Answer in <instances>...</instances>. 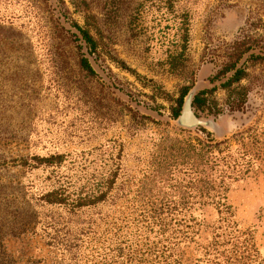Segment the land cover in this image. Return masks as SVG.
Segmentation results:
<instances>
[{"label": "rangeland", "instance_id": "374dc122", "mask_svg": "<svg viewBox=\"0 0 264 264\" xmlns=\"http://www.w3.org/2000/svg\"><path fill=\"white\" fill-rule=\"evenodd\" d=\"M184 86L206 91L197 117L220 133L175 123ZM199 127L264 145V0H0V264H107L121 212L145 206L133 198L163 137H203ZM50 154L65 157L57 166L37 159ZM112 169L110 197L95 205L40 200L61 181L75 192ZM228 201L264 254V173L233 183Z\"/></svg>", "mask_w": 264, "mask_h": 264}, {"label": "trees", "instance_id": "16d2710c", "mask_svg": "<svg viewBox=\"0 0 264 264\" xmlns=\"http://www.w3.org/2000/svg\"><path fill=\"white\" fill-rule=\"evenodd\" d=\"M77 27L90 51H95L96 41L88 29ZM79 63L84 71L94 73L82 55ZM242 73V69L236 70L223 86L238 81ZM188 92V86L181 88L171 108L174 119L180 116ZM205 92L196 93L190 101L196 117L197 111L204 108ZM199 131L203 137H163L166 146L151 164L154 173L144 176L142 189L136 194L140 199L133 198L135 202H145V206L121 212L123 218L119 220L124 224H119V241L114 247L106 246L105 263L264 264V254L256 246L253 232L239 228L228 201L233 183L250 173H264V145L254 137L245 140L242 135H233L232 139L219 140L204 127H199ZM64 157L50 154L37 159L46 166H57ZM115 171L112 169L75 192L69 191V181H61L42 194L40 200L66 205L71 210L95 205L110 197L117 177ZM153 185L158 186L155 193L150 189ZM195 203L199 204L198 209L191 206ZM206 205L213 207L214 214H206L202 209ZM129 226L132 229L125 232Z\"/></svg>", "mask_w": 264, "mask_h": 264}, {"label": "water", "instance_id": "95a60500", "mask_svg": "<svg viewBox=\"0 0 264 264\" xmlns=\"http://www.w3.org/2000/svg\"><path fill=\"white\" fill-rule=\"evenodd\" d=\"M81 38L83 39V36L81 35ZM84 40V39H83ZM87 60L89 61V63L91 64L90 60L88 59V57H86ZM92 65V64H91ZM236 71V70H235ZM233 71V72H235ZM198 90V87H194L193 89H191L186 97H185V100H184V105H183V108H182V111H181V114L180 116L175 120V123L179 126H182V127H186V128H193V127H196V126H206V127H209L211 128L213 131H215V133H220V127L219 125H217V123L212 120V119H201L199 117H196L193 112L191 111V107H190V101L192 99V97L195 95V93L197 92ZM185 108H188L190 111V115L193 117V124L192 125H185L183 124L184 120H183V111Z\"/></svg>", "mask_w": 264, "mask_h": 264}, {"label": "bare ground", "instance_id": "6f19581e", "mask_svg": "<svg viewBox=\"0 0 264 264\" xmlns=\"http://www.w3.org/2000/svg\"><path fill=\"white\" fill-rule=\"evenodd\" d=\"M191 119H192V118H191ZM191 119H190V120H191ZM185 121H186V120H185Z\"/></svg>", "mask_w": 264, "mask_h": 264}]
</instances>
